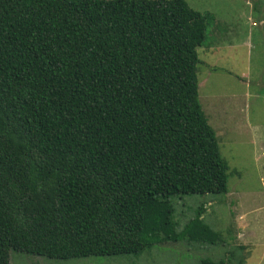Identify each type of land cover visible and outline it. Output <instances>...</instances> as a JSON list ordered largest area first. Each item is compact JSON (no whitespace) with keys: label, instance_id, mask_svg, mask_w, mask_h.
<instances>
[{"label":"trees","instance_id":"trees-1","mask_svg":"<svg viewBox=\"0 0 264 264\" xmlns=\"http://www.w3.org/2000/svg\"><path fill=\"white\" fill-rule=\"evenodd\" d=\"M214 20L187 0H0V264L224 242L204 206L179 229L172 201L229 192L199 92Z\"/></svg>","mask_w":264,"mask_h":264},{"label":"rangeland","instance_id":"rangeland-1","mask_svg":"<svg viewBox=\"0 0 264 264\" xmlns=\"http://www.w3.org/2000/svg\"><path fill=\"white\" fill-rule=\"evenodd\" d=\"M187 2L215 15L198 48L203 61L210 50L205 44L223 41L217 34L231 33L232 40L247 42L239 48L220 46L214 63L198 65L200 102L229 165V192L172 197L179 229L204 206L205 221L223 232L224 242L202 246L183 239L156 244L137 255L70 259L11 250V264H196L206 256L220 259L227 251L233 264H264V0Z\"/></svg>","mask_w":264,"mask_h":264},{"label":"crops","instance_id":"crops-1","mask_svg":"<svg viewBox=\"0 0 264 264\" xmlns=\"http://www.w3.org/2000/svg\"><path fill=\"white\" fill-rule=\"evenodd\" d=\"M230 30V29H229ZM231 31V30H230ZM217 38L219 39V40H223L221 43H219V44H217V43H215V44H205V48H209L210 50H209V55L207 56V57H205V60L209 63V64H207V62L206 61H203L202 60V62H204V64H207V65H211L210 63H214L213 61H214V59H215V57H216V54H217V49L220 47V46H225V45H227L228 44V46H225V47H227V48H229V49H231V48H239V47H241L243 44H245V43H247V42H245V41H241V40H232V38H231V33H229V34H227L226 33V35H221V34H217ZM217 44V45H216ZM237 96V95H236ZM233 97V96H232ZM238 97V96H237ZM233 98H235V97H233ZM234 105H235V107H237V103L236 102H234Z\"/></svg>","mask_w":264,"mask_h":264}]
</instances>
